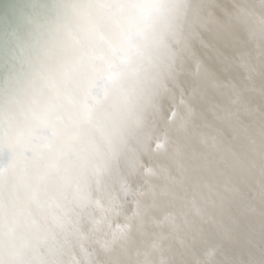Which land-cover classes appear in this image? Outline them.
Returning <instances> with one entry per match:
<instances>
[{"label": "bare ground", "instance_id": "bare-ground-1", "mask_svg": "<svg viewBox=\"0 0 264 264\" xmlns=\"http://www.w3.org/2000/svg\"><path fill=\"white\" fill-rule=\"evenodd\" d=\"M229 1L197 42L198 0H146L131 38L115 13L134 0H0V264H122L131 216L124 264L227 263L264 151V0Z\"/></svg>", "mask_w": 264, "mask_h": 264}, {"label": "water", "instance_id": "water-1", "mask_svg": "<svg viewBox=\"0 0 264 264\" xmlns=\"http://www.w3.org/2000/svg\"><path fill=\"white\" fill-rule=\"evenodd\" d=\"M205 1L206 0H198L197 3V17H196V25L194 28L195 33L197 34L198 37L197 41H199L202 38L203 34H205L206 36L208 35L206 28L208 27L210 22H212L215 15L221 21H224L229 27H231L230 22H231L232 11L235 9L234 5L232 4L233 2L232 1L230 2L229 0H208V2L210 3L209 7H207V5L205 6L203 5V7L200 9L199 6ZM207 14L208 15L212 14L210 21L208 20ZM223 57L224 58H222L223 60L220 69H222L224 63L226 62L225 55ZM176 109L177 108L175 106H172V108L170 109V114H174ZM185 123L186 122L184 121V124ZM262 136H264V130H262ZM257 160L258 162L253 172L251 171V166H252L251 164L250 167L249 165L246 166L243 173H240L241 203L243 208L242 210L240 209L241 213H239L237 217V225L235 227L236 241L234 240V242L238 244L234 245V250L230 258H228L226 264H238L241 261V259L245 257L244 239L245 238L248 239L250 235L252 236V234H256L255 233L256 229H257L256 239L258 240L260 239V241H262L264 244V208L262 211L261 210L262 204L258 207L260 199L264 198V151H262V153L259 154V158ZM227 169H229V166L227 167ZM238 181H240V179ZM242 240H243L241 246L242 250L239 253V246Z\"/></svg>", "mask_w": 264, "mask_h": 264}, {"label": "rangeland", "instance_id": "rangeland-1", "mask_svg": "<svg viewBox=\"0 0 264 264\" xmlns=\"http://www.w3.org/2000/svg\"><path fill=\"white\" fill-rule=\"evenodd\" d=\"M198 42V41H197ZM223 52H224V54H227L228 56H229V54L230 55H233V54H231V53H229L228 51H225V50H223ZM231 57H233V56H231ZM243 64H242V62H241V60H239L238 61V66H237V68L238 69H241V70H243V66H242ZM248 79V81H247V85H250V82L251 83H254V81H252V79H254L253 78V76L252 75H249V78H247ZM260 93H261V100H260V102L262 103V106H263V108H264V86H263V88H262V90H260ZM233 105H235V103H233ZM242 110H243V108H241ZM244 111V110H243ZM255 115H258L261 119H263V116H261L260 114H258V113H255ZM251 119H253V120H251ZM246 120H247V122L250 124H248L247 125V127L248 126H251V125H255L254 123L255 122H253L254 121V116H249V118H246ZM166 148H168V146L167 147H165V149ZM165 149H162V150H157V148H153V150L151 149H149L148 150V154H149V157L152 159V160H150L149 162H148V165H147V169H149V166H150V164L152 163V161H154V159H157V157H160V154L165 150ZM159 154V155H158ZM149 180L148 179H144V178H141L140 179V181H139V183H138V189H137V191H135V193H134V204H135V207H139L140 208V204L142 203V198H143V192H144V187H146L147 186V182H148ZM143 184V185H142ZM142 187V188H141ZM140 190V191H139ZM143 190V191H142ZM264 199V198H263ZM139 200V201H138ZM130 231H132V232H130ZM133 232H135V221H134V218H133V216H131L130 217V221L128 222V224L126 225V227L121 231V234L123 235V237H124V242L122 241V243L119 245V247L116 249V251H115V253L116 254H120V256H121V254H122V264H124V263H126L127 262V260H128V256L130 255V253L133 251V248H134V243H135V241H136V237H135V233H133ZM131 233H133V234H131ZM133 235V236H132ZM147 244H143V246H146ZM130 248H132V249H130ZM145 248H147V247H145ZM120 251H121V253H120ZM147 257H153V255L150 253V252H148V256ZM244 260V261H243ZM243 260H241L238 264H246L247 262V259L246 258H244ZM148 261V259H146V261H145V263Z\"/></svg>", "mask_w": 264, "mask_h": 264}, {"label": "clouds", "instance_id": "clouds-1", "mask_svg": "<svg viewBox=\"0 0 264 264\" xmlns=\"http://www.w3.org/2000/svg\"><path fill=\"white\" fill-rule=\"evenodd\" d=\"M153 11V6L146 0H134V2L121 5L115 13L119 18L118 27L131 38L138 28L148 22Z\"/></svg>", "mask_w": 264, "mask_h": 264}]
</instances>
